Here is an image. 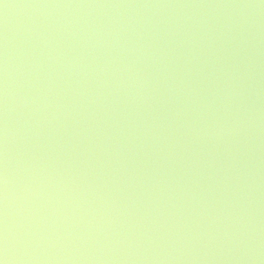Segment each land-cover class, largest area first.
I'll list each match as a JSON object with an SVG mask.
<instances>
[{
	"label": "water",
	"instance_id": "obj_1",
	"mask_svg": "<svg viewBox=\"0 0 264 264\" xmlns=\"http://www.w3.org/2000/svg\"><path fill=\"white\" fill-rule=\"evenodd\" d=\"M2 264H264V0H0Z\"/></svg>",
	"mask_w": 264,
	"mask_h": 264
},
{
	"label": "snow or ice",
	"instance_id": "obj_2",
	"mask_svg": "<svg viewBox=\"0 0 264 264\" xmlns=\"http://www.w3.org/2000/svg\"><path fill=\"white\" fill-rule=\"evenodd\" d=\"M0 264H2V262H0Z\"/></svg>",
	"mask_w": 264,
	"mask_h": 264
}]
</instances>
